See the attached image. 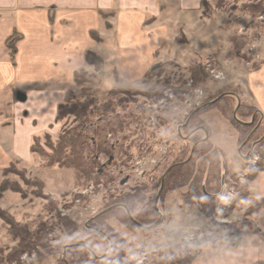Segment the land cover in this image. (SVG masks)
<instances>
[{
	"label": "rangeland",
	"instance_id": "rangeland-1",
	"mask_svg": "<svg viewBox=\"0 0 264 264\" xmlns=\"http://www.w3.org/2000/svg\"><path fill=\"white\" fill-rule=\"evenodd\" d=\"M259 2L264 0H202L200 21L198 14L190 13L194 21H187L185 25L172 21L164 27L168 37L160 47L158 63L132 85L116 84L120 76L114 69L109 71L105 63L100 68L88 63L87 53H97L87 51L86 64L92 67L81 68L78 77L75 73L78 88L62 103L91 99L94 118L98 119L100 106L114 89L117 98L111 99L113 111H108L107 116L122 117L124 125L129 123L130 127L125 131V138L122 134L107 135L115 146L114 161L103 155L100 164L108 169L107 178L112 181L100 180L96 184L78 177L72 167L49 163L52 146L60 136L80 125L81 121L74 115L57 120L51 131L35 136L32 142L35 151L31 146V156H23L0 169V209L31 230L43 223L52 226L49 243L54 250L49 255L37 246V251H23L13 264H65L66 249L77 243L99 252L109 249L105 237L89 231L92 227L86 226L88 220L114 205L116 199L134 194L142 187L144 199L138 201L133 215L155 206L161 178L184 148H193L196 142L188 138L199 128L204 130L200 140L206 138L207 131L208 141L218 149L219 158L212 164L206 162V179H203L205 184L208 180L218 182L206 187L215 201L212 218H207L192 203L189 195L195 189L190 184H180L164 185L157 205L163 217L154 228L130 229L115 216L108 218V222L129 241L127 254L134 264H151L161 253L168 255L171 250H179L177 245L181 251L196 255L193 263L196 264L201 258L202 246L228 245L234 228L247 232L243 239L245 247L253 245L252 224L256 223L264 232V206L257 213L254 207L264 199V142L254 145L255 141L250 139L247 145H251L245 147L249 128L241 125L256 127L260 123L261 136H264V114L250 103L251 95H244L240 80H246L243 65L255 70L264 64V13L253 15L247 9ZM107 14L108 17L110 14ZM183 14L173 9L165 16H172L178 22ZM232 36L244 42L238 54L234 52ZM99 37L97 41L101 42L100 34ZM195 63L201 65V72L208 74L202 83L196 82L190 71ZM220 71L224 72L218 76ZM248 92L247 89L245 93ZM226 94L234 96L230 101L232 108L224 114L220 99ZM238 97L241 103L236 110ZM208 106L200 117L207 128L199 125L186 133L183 128L195 112ZM242 106H254L256 111L249 116L242 115L239 111ZM209 171L213 178L208 179ZM243 184L247 185V192ZM19 243V238H14L9 231V224L0 217L1 246L9 251L19 248Z\"/></svg>",
	"mask_w": 264,
	"mask_h": 264
},
{
	"label": "crops",
	"instance_id": "crops-1",
	"mask_svg": "<svg viewBox=\"0 0 264 264\" xmlns=\"http://www.w3.org/2000/svg\"><path fill=\"white\" fill-rule=\"evenodd\" d=\"M201 5L202 0H0V169L31 156L35 136L51 131L59 104L78 88L75 73L86 67L87 51L96 52L109 71H117L116 84L132 85L158 63L168 37L164 27L194 21L190 13L200 21ZM173 9L184 13L178 22L165 16ZM101 12L110 15L105 18ZM94 30L101 42L92 37ZM15 33L12 58L7 41ZM242 68L246 80L240 84L243 92L249 91L244 95H251L250 103L264 114V64ZM252 232L251 247H245L246 231L237 248L202 246L196 264L264 260V240Z\"/></svg>",
	"mask_w": 264,
	"mask_h": 264
},
{
	"label": "trees",
	"instance_id": "trees-1",
	"mask_svg": "<svg viewBox=\"0 0 264 264\" xmlns=\"http://www.w3.org/2000/svg\"><path fill=\"white\" fill-rule=\"evenodd\" d=\"M247 9L253 15L262 14L264 13V2L256 3L253 6L247 7ZM101 13L102 15H104V17H107L108 15L105 12ZM91 33L94 39L98 40L100 38L96 30L92 31ZM17 35V33L13 34L9 37L7 41L8 45L12 46V58L15 57L16 53L15 42L18 38ZM231 39L233 43L234 52L238 54L244 46V42L242 40L239 41L234 36H232ZM87 61L90 64L97 65L99 68L105 63V61L100 56L93 52L87 53ZM200 66V64L195 63L190 69L191 73L195 78L194 80L198 83L204 82L206 76L208 75L206 71L205 73L201 72L202 68ZM78 76L79 75L77 72L76 77ZM110 94L111 97L106 102H104L99 108V110L101 111V115H99L100 118L98 119L94 118L92 110V108L94 107V103L91 99L69 101L68 103L59 104L57 115L58 121L64 119L69 115H74L76 119L81 121V123L79 126L65 131L60 136L57 144L55 146H52L53 153L49 154V163H59L61 166L72 167L75 169L78 177L86 178L87 180H90L96 184L100 183V180L106 182L112 181V179L110 180L107 178L109 174L108 169L100 164V159L103 155L110 157V160L114 161L115 146H112V143L107 135L109 133H116L122 134V136L125 138L127 137L125 131L129 129L130 124L128 123L127 126L124 125L122 117H119V119H115L112 118L111 114L107 116V112H110L111 110V99L117 98L114 89L110 91ZM224 96L220 99V102L223 103V105H221V109L224 114H227L232 108V104L230 103V101L233 99L234 95L226 94ZM207 109H209V106L205 108L202 107L197 110L192 120L187 126L183 128V130L186 133H189L199 125H205L204 127L207 128L205 122L201 121L202 119L200 118L202 114L206 112ZM239 111L242 113V115L248 114L249 116L250 113L253 114L256 111V108L254 106H242L240 107ZM242 120L240 119L238 121L242 122ZM194 122L199 123L193 126L192 124ZM241 126L243 128H249L245 137L246 139L252 132L255 125L252 126L242 124ZM202 133H204L203 129H197L192 133V135H190L188 141H192L193 139V143L197 142L201 139ZM262 136L260 126L256 130L255 134L251 137V141H257ZM36 138L37 137H35L34 140ZM263 142L261 141L260 143H258V145L263 144ZM248 145L250 146L251 144ZM248 145L246 144L245 147H247ZM32 149H34L35 151V148L33 146ZM186 150H188L187 154ZM191 150L192 147L191 149L184 148V150L179 154V156L177 157V161H175L173 164L180 162L184 163L174 166L169 171L165 178V185H171L176 187L180 184H190L191 188L195 189L193 195H189L193 198L192 203H195L198 206V209L203 215H205L207 218H212L215 201L212 197V192H209L206 187L207 185H216L218 182H210V180H208V182H206L205 184L203 179H206L204 178L207 173L206 162L209 161V163L212 164L214 161L218 160V149L213 147L210 141H208L207 139L197 144L192 158L188 159L191 155ZM213 176L214 175H212L209 171L208 179H210L211 177L213 178ZM204 187L206 188V191ZM243 187L247 192V185L243 184L242 188ZM142 189L143 187L141 188V190L138 189V191H136L134 194L123 195L119 199H116L115 202L113 201L112 204H125L131 212L132 216L137 221L143 224H151L155 221V219L160 217V213L155 209V206L151 207V209L142 210L140 212V215H133L132 213L138 201L144 199V196L142 195ZM263 206L264 199L254 205L256 209L255 213L259 212V210ZM112 216H115L116 219H118L121 223H124L130 229L133 227H140L130 218L126 208L122 206L116 207L110 211L102 213L99 216H96L89 224L90 226L95 227L96 229L89 228V231H92L93 233H97L105 237L107 243L109 244V249L112 244L111 253L105 257L100 258L98 256L103 255L109 249L103 252H99L94 248L93 250L95 253H93L89 248L83 245L69 246L66 249V258L69 264H134L129 261L127 254L129 241L120 232V230H118L115 226L108 222V218ZM0 217L9 224V231L11 232L12 236L14 238H19L20 242L19 248L11 249L9 251H7V248L1 246L0 244V264H13L16 260H18L19 255L23 251H37V246L42 247L45 252L49 255L52 254L54 248L49 243L51 241L50 234L53 231L52 226L43 223L40 224L36 229L31 230L28 227L17 223L10 214L6 213L2 209H0ZM97 229L104 233H101ZM251 229L264 240V232L256 223L252 224ZM244 232L245 231H243L242 228H234L233 230H231L232 241L227 246L230 248L239 247L242 243ZM176 247L179 250H171L170 254L168 255L161 253L159 259L151 264H193L196 261V255H191L188 252L181 251L180 245H177ZM40 257H43L42 254H40ZM253 264H264V260H258Z\"/></svg>",
	"mask_w": 264,
	"mask_h": 264
},
{
	"label": "water",
	"instance_id": "water-1",
	"mask_svg": "<svg viewBox=\"0 0 264 264\" xmlns=\"http://www.w3.org/2000/svg\"><path fill=\"white\" fill-rule=\"evenodd\" d=\"M229 93L235 95V93H233V92H229ZM20 95H21V94H20ZM21 97L24 99V96L21 95ZM220 97H221V96H219L218 98H220ZM218 98H217V99H218ZM240 103H241V100H240V98L238 97V106H237L236 110L239 108ZM205 105H207V104H205ZM203 106H204V105H203ZM195 111H196V110H195ZM195 111H194V112H195ZM194 112H193V113H194ZM193 113H192V114H193ZM235 113H236V111H235ZM252 122H253V121H252ZM252 122H250V123H252ZM205 131H206V130H205ZM207 138H208V132L206 131V138L202 139V141L205 140V139H207ZM249 138H250V137H249ZM249 138L245 141V143L249 140ZM200 141H201V140H200ZM198 143H199V141L196 142V143L193 145V148H192V151H191V155H190V157H189L188 159H191V158H192V156H193V154H194V151H195L196 146H197ZM182 163H184V162L176 163V164H172V165L166 170V172L164 173V175H163V177H162L161 187H160V189H159V191H158V193H157L156 199H155V209L160 213V217H159L158 220H157L156 222H154L153 224H151V225H145V224H143V223L137 221V220L132 216L131 212L129 211L128 207H127L125 204H123V203H117V204H114V205H112V206H109V207L105 208L104 210H102L101 212H99L98 214H96L95 216H93L92 218H90V220H88V222L86 223V226H87V227H92V226H90L89 224H90V222H91L96 216H99V215H101L102 213H105V212H107V211H110V210H112V209H114V208H116V207H119V206H122V207L126 208V210H127L128 214H129L130 218H131V219H132V220H133L138 226H140L141 228H144V229H151V228L157 226V225L160 223V221L162 220V217H163V216H162V213L158 210L157 205H158V202H159L160 196L162 195V192H163V189H164L166 175L169 173V171H170L174 166L179 165V164H182ZM121 182H122V183H125L126 180H122ZM92 228H94V227H92ZM95 229H96V228H95ZM97 230H98V229H97ZM98 231H100V230H98ZM100 232H101V233H104V232H102V231H100ZM73 245H83V246L89 248L93 253H95L94 250H93L90 246H88V245H86V244L77 243V244H73ZM111 251H112V244H111L110 249H109L106 253H104L103 255H100V256L97 255V256L100 257V258L105 257V256L109 255V254L111 253ZM64 261L66 262V264H69V263L67 262V260H66V253H64Z\"/></svg>",
	"mask_w": 264,
	"mask_h": 264
},
{
	"label": "flooded vegetation",
	"instance_id": "flooded-vegetation-1",
	"mask_svg": "<svg viewBox=\"0 0 264 264\" xmlns=\"http://www.w3.org/2000/svg\"><path fill=\"white\" fill-rule=\"evenodd\" d=\"M253 123V122H252ZM261 126V124L259 123L256 127H254V129H253V131L251 132V134L249 135V140L245 143V144H247L249 141H250V139H251V137L255 134V132H256V130L259 128ZM247 138V139H248ZM263 142L264 141V136L263 137H261L260 139H258L257 141H255V144L254 145H257L258 143H260V142ZM181 163V162H180ZM176 164V163H175Z\"/></svg>",
	"mask_w": 264,
	"mask_h": 264
},
{
	"label": "built area",
	"instance_id": "built-area-1",
	"mask_svg": "<svg viewBox=\"0 0 264 264\" xmlns=\"http://www.w3.org/2000/svg\"><path fill=\"white\" fill-rule=\"evenodd\" d=\"M219 73H220V74H218V76H221L222 72L220 71Z\"/></svg>",
	"mask_w": 264,
	"mask_h": 264
}]
</instances>
